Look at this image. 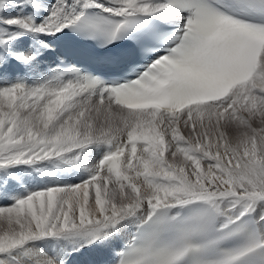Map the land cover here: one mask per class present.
<instances>
[{"label":"snow or ice","instance_id":"obj_1","mask_svg":"<svg viewBox=\"0 0 264 264\" xmlns=\"http://www.w3.org/2000/svg\"><path fill=\"white\" fill-rule=\"evenodd\" d=\"M0 264H264V0H0Z\"/></svg>","mask_w":264,"mask_h":264},{"label":"rangeland","instance_id":"obj_2","mask_svg":"<svg viewBox=\"0 0 264 264\" xmlns=\"http://www.w3.org/2000/svg\"><path fill=\"white\" fill-rule=\"evenodd\" d=\"M96 258H97V259H103L104 257H103V256H101V257L97 256Z\"/></svg>","mask_w":264,"mask_h":264}]
</instances>
